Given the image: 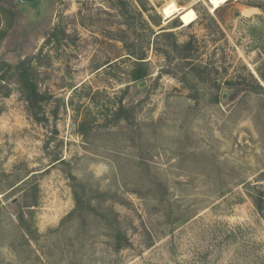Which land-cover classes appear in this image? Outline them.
I'll list each match as a JSON object with an SVG mask.
<instances>
[{
	"label": "rangeland",
	"instance_id": "rangeland-1",
	"mask_svg": "<svg viewBox=\"0 0 264 264\" xmlns=\"http://www.w3.org/2000/svg\"><path fill=\"white\" fill-rule=\"evenodd\" d=\"M217 2L0 0V264H264V0Z\"/></svg>",
	"mask_w": 264,
	"mask_h": 264
},
{
	"label": "trees",
	"instance_id": "trees-1",
	"mask_svg": "<svg viewBox=\"0 0 264 264\" xmlns=\"http://www.w3.org/2000/svg\"><path fill=\"white\" fill-rule=\"evenodd\" d=\"M248 7H256L258 9H261L262 13L264 14V9L260 6H257V5H247ZM143 56V55H142ZM137 60V64H142L141 63V60H144L143 57H139V58H136ZM24 64V63H23ZM23 64H21L20 66L16 67V69H20L23 67ZM22 71V70H21ZM18 73L17 76V84L19 85V87L21 88V90L24 92L25 94V102L27 103V106H28V109L32 112L34 111L36 108H38L40 104H42L44 101H45V97L38 93L37 91V87H36V84H34L31 79H30V76L27 73ZM144 76L142 75H139V76H135V80H138L140 78H143ZM3 76L2 74L0 75V81H4L3 80ZM264 193H257V196H258V201L257 200H253V203H254V206L257 210V212L259 214H261V216L264 217V214H263V211H262V207H261V196L263 195Z\"/></svg>",
	"mask_w": 264,
	"mask_h": 264
},
{
	"label": "bare ground",
	"instance_id": "bare-ground-1",
	"mask_svg": "<svg viewBox=\"0 0 264 264\" xmlns=\"http://www.w3.org/2000/svg\"><path fill=\"white\" fill-rule=\"evenodd\" d=\"M226 0H218L216 7H220ZM166 14L168 18H172L176 16L177 10L174 8H168L166 10ZM179 19L183 24V27H187L190 24H192L195 21V14L194 11L189 9L185 12H182V14L179 15Z\"/></svg>",
	"mask_w": 264,
	"mask_h": 264
},
{
	"label": "water",
	"instance_id": "water-1",
	"mask_svg": "<svg viewBox=\"0 0 264 264\" xmlns=\"http://www.w3.org/2000/svg\"><path fill=\"white\" fill-rule=\"evenodd\" d=\"M264 186V185H263Z\"/></svg>",
	"mask_w": 264,
	"mask_h": 264
}]
</instances>
